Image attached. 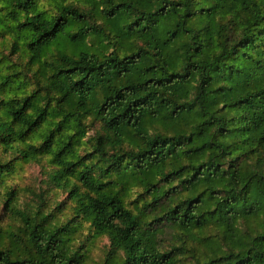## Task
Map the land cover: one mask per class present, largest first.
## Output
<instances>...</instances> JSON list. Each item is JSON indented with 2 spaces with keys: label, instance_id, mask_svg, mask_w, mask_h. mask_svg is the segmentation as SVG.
Listing matches in <instances>:
<instances>
[{
  "label": "trees",
  "instance_id": "obj_1",
  "mask_svg": "<svg viewBox=\"0 0 264 264\" xmlns=\"http://www.w3.org/2000/svg\"><path fill=\"white\" fill-rule=\"evenodd\" d=\"M41 2L0 0L34 65L0 75V264H88L102 236L98 264H264V0ZM44 156L68 212L5 182Z\"/></svg>",
  "mask_w": 264,
  "mask_h": 264
},
{
  "label": "rangeland",
  "instance_id": "obj_2",
  "mask_svg": "<svg viewBox=\"0 0 264 264\" xmlns=\"http://www.w3.org/2000/svg\"><path fill=\"white\" fill-rule=\"evenodd\" d=\"M41 1L43 7L49 11L55 9L54 5L56 0ZM70 1L75 0H66V2ZM90 20L92 23L100 25L103 28L106 27L103 19L98 15L91 17ZM14 39L15 37L12 32L6 30L0 31V75L9 72L11 78L15 80L9 84L11 86L10 93L14 90L21 92V88H16L14 85L18 79H22L23 77L28 79V83L25 86L26 89H30L33 85L32 78L29 81V76L32 74L34 65L28 64V56L24 52V46L21 42L15 46L13 45ZM55 52L56 50L53 49L52 53ZM1 93L6 94L7 89H3ZM98 128L99 125L97 122H90L83 140H87L90 136L94 135ZM79 151L83 153L84 149L81 147ZM7 157L8 154L0 146V159H7ZM50 168L49 159L47 156H44L38 160L17 162L15 169L7 175L5 182L7 185L15 186L18 189V203L21 207H29L35 204L39 197H44L48 202L52 203L63 200V205L65 206L64 212L69 211V204L66 203L68 201L66 190L52 187V183L48 179ZM2 205L0 202V213L2 211ZM160 236L162 237V244L165 246H169L171 242L177 239L175 231L170 228H165ZM107 248L108 239L106 236L96 238L91 245L88 264H98L106 254Z\"/></svg>",
  "mask_w": 264,
  "mask_h": 264
}]
</instances>
